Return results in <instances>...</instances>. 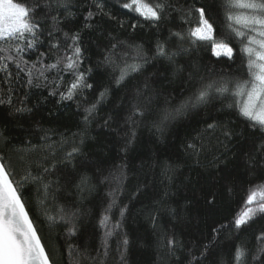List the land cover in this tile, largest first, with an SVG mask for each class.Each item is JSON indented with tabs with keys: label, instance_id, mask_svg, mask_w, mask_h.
Listing matches in <instances>:
<instances>
[{
	"label": "snow or ice",
	"instance_id": "obj_1",
	"mask_svg": "<svg viewBox=\"0 0 264 264\" xmlns=\"http://www.w3.org/2000/svg\"><path fill=\"white\" fill-rule=\"evenodd\" d=\"M213 5L192 0L191 7L179 9L181 23L170 26L177 11L173 0H0V111L12 122L28 119L39 108V103L31 105L32 90H47V97L56 98L54 103L75 105L77 118V131L68 133L45 128L42 121L34 120L37 142L28 140L22 146L15 142L8 124L0 125V264H56L43 242L39 217L32 214V196L48 223L62 225L71 239L81 234L85 218L93 215L83 208L86 194L97 192L100 185H108V191L95 213L94 227L101 233L99 244L69 242L66 264H109L115 256L116 264H129L133 242L125 231V221L139 189L128 203L122 200L126 164L116 166L108 175H89L86 169L74 178L62 180L57 175L62 171L58 165L76 169L74 161L85 155L89 142L96 140L95 128L113 130L117 126L119 112L102 115L115 92L126 93L116 108L122 109L123 101H128L123 124L119 125L125 157L134 150L141 129L163 140L179 120L215 101L221 105L217 110L233 114L229 123L215 117L206 120V128L183 143L182 157L165 164L162 172L171 183L189 161L210 170L204 184L193 185L210 216L218 202L217 185L229 192L234 189L232 181L239 166L234 162L232 145L239 142L236 138L245 139L247 131L251 147L243 157L246 195L240 210L227 223L213 224L207 235L185 239L177 227L180 211L170 205L171 193L165 191L149 213V220L154 231L160 213L177 222L170 231L162 229L157 236L160 253L176 264H264V228L254 235V245L235 242L241 231L264 219V0H219L218 4L213 0ZM114 6L120 11L114 12ZM216 8L223 12L226 29L219 35L212 18ZM129 15L134 22L127 28L132 32L148 28L158 34L166 28L167 35L158 38L149 50L108 32L97 67L111 71L106 83L97 84L92 68H84L85 61L90 62L85 33L100 25L97 16L125 30L123 16ZM209 47L216 62H222L223 57L224 62L234 63L238 53L243 72L233 75L209 69L208 74L201 75L199 65L193 64L189 71V65L181 63V58ZM152 62H163L173 78L186 79L190 95L178 105L165 100L161 106L157 103L159 93L147 80L142 86L133 85ZM237 121L240 130L230 126ZM57 136L59 139H54ZM9 154L22 162L21 171L17 172ZM73 195L77 198L71 199ZM192 203L185 199V212ZM233 230L235 241L229 249L221 248L219 238Z\"/></svg>",
	"mask_w": 264,
	"mask_h": 264
},
{
	"label": "trees",
	"instance_id": "obj_2",
	"mask_svg": "<svg viewBox=\"0 0 264 264\" xmlns=\"http://www.w3.org/2000/svg\"><path fill=\"white\" fill-rule=\"evenodd\" d=\"M177 11L172 15L174 17L172 25H179L181 23L179 9L192 6V0H173ZM199 4L213 5V0H198ZM219 3V0H216ZM114 12L120 10L113 7ZM126 20L125 30L119 29L115 26L113 21L107 20L106 17L97 16L100 25L91 33H85V45L87 47L86 56L90 57V62L85 61L84 68H92V79L97 84L107 82L110 69L103 66L97 67L100 60L99 52L103 51V45L107 43V33L111 32L114 35H120L122 39H129L136 44H143L145 49H153L158 38L166 37L167 29H162L160 33H155V30L145 28L143 30L137 29L132 32L127 28V24L133 21L132 17L123 16ZM214 27L217 28V35L226 33L224 28L223 12L216 8L212 13ZM196 17H193L195 21ZM175 30V29H174ZM226 58H221L222 62H216V58L211 55L210 47L207 50H200L191 57L181 58V63L189 65V71L193 64L200 66V74H208L209 69L215 73H231L239 75L243 72L242 58L237 53L235 62L227 61ZM188 71L184 76L187 77ZM67 79V78H66ZM147 80L150 87L156 89L159 93L157 103L161 106L165 104V100L172 104L178 105L188 95H190V85L186 79L173 78L168 71L166 64L163 62H152L148 64L143 74L138 75L132 82L133 85H143ZM130 89L132 85L129 86ZM130 95V93H128ZM126 95L125 92H115L110 97V103L103 109L102 115L107 112H119L117 116L118 124L113 130L95 128L93 135H96V140L89 142L84 147L85 155L79 157L74 163L76 169L64 165H58L62 171L57 175L63 180L65 177L74 178L76 173L81 170H87L89 175L101 174L108 175V173L120 164H126L125 172L127 179L125 181V189L122 194V200L125 203L129 202L130 197L137 189L136 198L131 201V213L125 221V231H127L130 240L133 242L129 254V264H176L174 260L170 261L166 256L160 253L157 243V236L160 231L171 230L172 225L176 224L166 213H160L157 221V229L153 230L152 223L149 220V213L156 206L158 201L165 191H169V203L172 207L179 209L181 220L177 224L178 229L184 233V238L200 237L201 233L207 235L210 232L213 224L227 223L240 210L243 199L246 195V176L243 168L244 154L251 147L250 140L247 138L248 133L245 131V139H239L232 145L236 160L234 161L239 166V173L233 179L232 183L234 189L229 192L226 187L217 185L218 192L217 205L212 210L209 216L208 210L204 206L202 199H198L197 190L193 185L199 183L204 184L208 179L210 170H205L197 167L192 161L180 168L172 178V182L165 178L162 168L165 164H171L182 157L183 143L197 136L206 128V120L215 117L217 121L222 123H229L230 119L234 118L233 114L226 109H220L219 101H215L209 105L207 109H200L192 112L185 118L179 120L170 130L167 137L163 140L157 135L141 129L138 140L134 150L130 151L127 156L121 151L123 144V129L119 125L123 124L122 116L127 111L128 101L124 100V107L116 108L115 106L121 104V98ZM47 90H32L29 97L31 105L39 103V108L35 109L34 115L23 121L12 122L9 121L5 113L0 111V125L8 124V130L13 136L18 146H22L28 140L37 142V137L32 129V122L34 120L42 121L45 128H54L60 133H68L77 131V118L75 116V105L68 102L64 105L54 103V97H47ZM22 125V126H21ZM234 129L240 130L241 125L239 121L230 125ZM119 133V134H118ZM59 139V137H54ZM213 143L215 141L213 140ZM13 163L16 165L17 172L22 170V162L18 160L16 155L9 154ZM210 158V157H209ZM51 159V158H50ZM207 163V161H204ZM99 169V171H98ZM189 179L191 183H189ZM75 193V189H72ZM108 191V185H100L99 190L92 195L86 194V199L83 201V208L87 212L92 211L93 215L85 218L84 228L77 237L69 239L63 226L50 225L43 217L42 210L38 206V201L33 195L30 200V207L33 209L35 216L39 217L37 225L42 229L41 235L43 242L47 245L48 250L53 253V258L56 264H66L68 259L67 244L75 242L83 245H98L101 233L94 227L96 224L95 213L99 211V205L105 200V194ZM71 199H76L73 195ZM185 199L192 200L191 207L184 211L183 205ZM54 212V208H50ZM264 228V219L258 220L252 226L239 233V241H235V230L232 233H224L219 238L220 247L227 250L231 247L233 242H248L254 245V235ZM113 247L115 244L113 243ZM118 256L109 260V264H116Z\"/></svg>",
	"mask_w": 264,
	"mask_h": 264
}]
</instances>
